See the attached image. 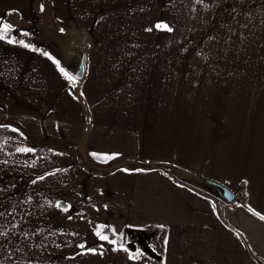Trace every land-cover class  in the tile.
<instances>
[{
  "label": "crops",
  "instance_id": "obj_1",
  "mask_svg": "<svg viewBox=\"0 0 264 264\" xmlns=\"http://www.w3.org/2000/svg\"><path fill=\"white\" fill-rule=\"evenodd\" d=\"M31 1L0 0V19L17 13L15 24L6 23L31 27ZM152 1L172 15L187 14L179 0H51L44 24L50 40H36L34 31L22 40L0 33V120L26 128L21 142L38 145L42 207L66 213L62 233L71 243L64 249L75 248L68 255L97 264H264V120L252 121L250 135L236 131L235 152L227 151V131H218V140L202 137L206 145L217 140L205 152L220 168L192 160L196 124L181 112L194 110L197 89L210 96L207 81L216 77H197L190 57L147 54ZM79 48L81 79L69 70ZM107 160L131 163L106 169ZM173 167L216 179L235 196L228 202ZM98 227L149 231L161 260L134 263L117 242L101 239Z\"/></svg>",
  "mask_w": 264,
  "mask_h": 264
},
{
  "label": "rangeland",
  "instance_id": "obj_2",
  "mask_svg": "<svg viewBox=\"0 0 264 264\" xmlns=\"http://www.w3.org/2000/svg\"><path fill=\"white\" fill-rule=\"evenodd\" d=\"M179 1L182 4L179 10L187 14L175 16L171 11L158 8L155 1L148 2V42L145 48L149 55L190 57L196 62L197 77L208 73L216 77L207 81L212 84L211 95L204 96L198 92L203 89H197L194 110L181 112V119L187 114L196 124L197 134L193 143L189 138L191 147L192 144L195 147L194 151H188L192 153V160L214 170L220 165L214 159L209 160V153L205 151L214 148L208 145H217L218 131H227V151L235 152L236 131L250 135L251 126L257 125L253 120H264V0H238V16L232 13L235 7L232 0ZM50 2L31 1V10L26 18L30 19L31 27L10 26L3 17L0 19V33L17 39L28 31H34L36 40H50L44 26L50 23L47 19ZM250 3L254 9L252 14ZM192 12L195 13L190 14ZM197 83H203V88L208 89L206 80H197ZM232 84L236 85V89L231 90ZM15 123L0 120V264H97L90 256H72L74 247L64 249L66 243H71L68 234L62 233L67 231L65 222L68 218L58 205L42 207L43 177L38 175L39 159H36L41 154L37 150L38 145L21 142L26 139L23 133L27 129L14 127ZM203 136L217 140L206 145ZM180 139L183 143V136ZM204 155L206 158H203ZM107 162L110 166L107 168L106 165L102 170L131 163ZM147 163L148 166H163L160 161ZM147 163L141 161L138 165L146 166ZM171 169L193 181L177 168ZM96 232L100 234L98 236H106L121 245L124 257L136 261L134 263L161 260L151 246L149 231L129 229V232L117 234L108 227H98Z\"/></svg>",
  "mask_w": 264,
  "mask_h": 264
},
{
  "label": "water",
  "instance_id": "obj_3",
  "mask_svg": "<svg viewBox=\"0 0 264 264\" xmlns=\"http://www.w3.org/2000/svg\"><path fill=\"white\" fill-rule=\"evenodd\" d=\"M17 18H18V14L17 13H7L6 15V21L9 23H13L15 24L17 22ZM72 47H74L75 45L72 44ZM79 53L76 55L77 57V61H76V65L73 69H69L72 74L78 78L81 79L83 76V72H84V50L83 48H79ZM179 171H181L182 173H184L185 175H187L190 179L196 181V182H201V183H205L208 185H211V187H213V189L226 201L230 202L234 196H235V192L229 188L227 185H225L224 183L210 178V177H205V176H201L198 175L196 173L190 172L186 169H183L181 167H176Z\"/></svg>",
  "mask_w": 264,
  "mask_h": 264
},
{
  "label": "snow or ice",
  "instance_id": "obj_4",
  "mask_svg": "<svg viewBox=\"0 0 264 264\" xmlns=\"http://www.w3.org/2000/svg\"><path fill=\"white\" fill-rule=\"evenodd\" d=\"M157 27L159 28V27H161V25H157ZM164 27H167L166 25H164ZM168 30H171V29H168ZM61 71L63 72V69H61ZM66 76L68 75L67 73H64ZM70 80L71 79H73L72 77H68ZM95 155V154H94ZM262 218H264V217H262ZM101 227H103V226H101ZM97 235H100L99 233H97ZM101 239H107V237L106 236H101L100 237ZM81 247H83V245H81Z\"/></svg>",
  "mask_w": 264,
  "mask_h": 264
},
{
  "label": "trees",
  "instance_id": "obj_5",
  "mask_svg": "<svg viewBox=\"0 0 264 264\" xmlns=\"http://www.w3.org/2000/svg\"><path fill=\"white\" fill-rule=\"evenodd\" d=\"M118 167H120V166H118ZM176 168V167H175Z\"/></svg>",
  "mask_w": 264,
  "mask_h": 264
}]
</instances>
